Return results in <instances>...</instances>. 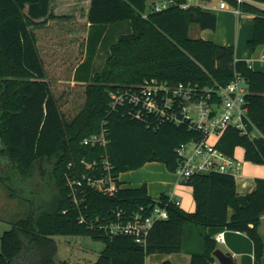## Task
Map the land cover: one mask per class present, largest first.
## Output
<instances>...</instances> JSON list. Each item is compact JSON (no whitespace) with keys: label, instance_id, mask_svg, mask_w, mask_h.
Returning <instances> with one entry per match:
<instances>
[{"label":"trees","instance_id":"obj_1","mask_svg":"<svg viewBox=\"0 0 264 264\" xmlns=\"http://www.w3.org/2000/svg\"><path fill=\"white\" fill-rule=\"evenodd\" d=\"M91 1L88 31L78 26L87 33L81 39L70 37L72 26L45 27L48 20L63 18L53 14L49 0H0V183L11 197L17 192L30 206L25 218L0 235V264H70L56 262L53 238L60 235L102 241L106 247L93 264H145L154 253H188L190 264H214L217 245L208 228L247 235L257 263L264 264L258 231L264 215V179L255 180L248 206L242 208L235 177L192 176L182 184L191 189L194 211L188 213L170 203V217L153 225L144 246L99 228L115 221L119 210L128 214L153 203L145 185L121 188L120 174L152 162L174 173L181 164L176 150L198 138L185 124L151 129L122 111L110 112L109 92L151 79L203 89L243 77L248 117L258 136L250 139L229 128L217 148L231 157L242 148L245 162L264 166V72L235 60L233 46L191 39L192 24L212 32L218 22L199 6L183 11L180 5L186 0H168L171 5L161 11H155L152 3L147 13L148 0ZM220 1L253 17V35L247 45L251 50L264 46V9L258 6L264 0ZM109 26L123 32L112 43L104 38ZM103 47L108 56L98 73L92 69L93 60ZM54 82L61 85L60 93L53 90ZM102 121L110 132L106 148L82 145L84 138L99 132ZM104 159L118 178L119 190L112 197L88 190L85 204L77 209L69 196L67 176L92 175L81 161ZM28 188L35 202L23 197ZM160 200L167 201L166 195Z\"/></svg>","mask_w":264,"mask_h":264},{"label":"built area","instance_id":"obj_2","mask_svg":"<svg viewBox=\"0 0 264 264\" xmlns=\"http://www.w3.org/2000/svg\"><path fill=\"white\" fill-rule=\"evenodd\" d=\"M194 0H186L180 5L183 11L188 10ZM240 2L241 0H237ZM171 3L154 5L155 11L166 9ZM220 9L228 6L220 1ZM237 16L239 10H234ZM247 88L243 77L236 76L224 86L198 88L190 84L170 85L155 79L146 80L138 85L117 88L109 92V111H122L132 120L142 122L147 128L155 129L162 124L179 126L185 124L194 131L198 138L180 145L176 154L181 161L173 173L181 182L188 181L197 174L218 173L236 177L241 171V162L217 148V143L224 132L233 128L250 139L256 138L258 132L248 117L245 96ZM216 109L213 110L212 106ZM106 121H102L99 132L82 140V145L105 149L109 143ZM81 164L92 175L81 174L79 177L67 176L69 196L80 209L85 204L86 192L93 190L107 197H112L119 190L118 178L112 174V167L104 159ZM167 201L153 200L149 206H141L131 213L117 211L115 221L100 226L111 235H125L135 243L144 246L153 225L168 219V205L179 206L172 195H166ZM84 220L80 217V223ZM216 245L224 243L223 233L213 237Z\"/></svg>","mask_w":264,"mask_h":264},{"label":"crops","instance_id":"obj_3","mask_svg":"<svg viewBox=\"0 0 264 264\" xmlns=\"http://www.w3.org/2000/svg\"><path fill=\"white\" fill-rule=\"evenodd\" d=\"M210 1V0H209ZM207 2L200 0H194L195 6L201 7L203 11L212 13L216 16V30L214 31L213 37L208 41L214 43L220 47L233 46L234 47V58L235 60L246 61L253 70L264 72V46H260L255 50H251L247 42L252 38L253 28H244L241 26L240 33L232 38L221 37L218 31L221 29L222 22L220 18L228 19L226 12L228 7L224 10L220 9L219 5H211ZM91 0H49L50 8L55 16L63 17L67 16V19H55L48 20L45 27H60L62 25L72 26L70 37L74 38H86L87 33H81L78 26L84 25L88 31L89 23L87 19L88 11L90 8ZM156 4V3H154ZM234 12V11H233ZM235 14V13H234ZM248 16V23L253 24L252 16ZM69 17V18H68ZM42 21L41 20H38ZM60 25V26H59ZM253 27V26H252ZM86 31V32H87ZM206 31V30H205ZM243 32V33H242ZM245 43L247 49L245 48ZM74 83V82H73ZM72 83V84H73ZM239 161L235 156H233ZM241 162V161H239ZM250 163V162H249ZM261 166V165H260ZM243 162H241V171L235 177V185L237 201L240 207L246 208L248 206L247 196L252 193L255 187L256 179H264V166L261 168H249L246 167L244 171ZM130 174H123L124 177L119 176V182L121 188L136 189L140 186L145 185L148 196L153 200H158L162 195H172L179 202V207L182 209L183 204L187 201V198L191 195L190 187L184 186L182 182L177 178L175 174L168 172L166 167L157 162L146 163L142 171L135 170L129 172ZM195 209V208H194ZM193 207L188 208V213H192ZM233 215V211L229 210V217ZM260 237L263 243L264 252V215L260 218V225L258 228ZM207 234L213 238L218 233H223L224 243L217 246V249L222 251L224 254L230 256L232 262L235 264H258L254 257V247L247 235L239 232L228 231L221 228H208ZM191 256L188 253H177V254H162L160 256H148L145 260V264H162L169 262L171 264H190ZM264 262V253H263ZM214 264H218L215 260Z\"/></svg>","mask_w":264,"mask_h":264},{"label":"rangeland","instance_id":"obj_4","mask_svg":"<svg viewBox=\"0 0 264 264\" xmlns=\"http://www.w3.org/2000/svg\"><path fill=\"white\" fill-rule=\"evenodd\" d=\"M152 3H156L157 5L167 4L169 3L168 0H148L146 13L149 10V5ZM209 3L213 6L219 5V0H210ZM154 4V5H156ZM259 7L264 9V4H259ZM234 9L228 7L226 14L229 16L228 19L220 18V22H222V27L218 31L221 37L225 38H232L237 36L240 33V28L243 26L245 29L249 28L250 30L253 28L251 23H248V16L245 14H241L237 16L234 14ZM54 14V13H53ZM64 19H67V16H63ZM63 18H60L61 20ZM69 18V17H68ZM60 26V25H59ZM65 26V25H62ZM61 27V26H60ZM118 33H123L122 29L117 28L116 26H109L108 29L105 31L104 38L107 43H112L115 40V37ZM243 33V32H242ZM189 37L191 39H203L208 41L213 37L214 31H202L199 29L198 25L192 24L189 28ZM245 48L247 49V45L245 43ZM248 50V49H247ZM107 49L106 47L100 48L98 52L95 53L94 62L92 69L98 73H101L103 68H105V61L107 58ZM51 79L55 78V74H49ZM71 81V76L67 79ZM73 83V82H72ZM53 90L57 93H60L61 85H57L56 82L53 83ZM234 156L241 162H243V169L245 170L246 167L253 168H261L260 165H256L254 163L245 162L243 160V149L237 148L234 152ZM144 166H142L139 171H142ZM127 171L122 173L121 176H125L123 174H130ZM173 174V173H172ZM35 188L41 189L42 184H34ZM29 188L23 194L24 198H27L30 201L35 202V197L29 194ZM10 192L0 183V235L4 232L9 231L13 228V224L21 219L25 218L30 212V206L28 202H25L23 199L17 197V192H14V197L10 196ZM193 207L195 208V204L193 201L192 194L190 197L187 198V201L183 204L182 210L185 212L188 211V208ZM54 241L57 245V255H56V262H67L70 264H93L97 261L99 255L103 251L105 244L102 241L94 240L87 236H55ZM155 256H160L162 254H153ZM150 255V256H153Z\"/></svg>","mask_w":264,"mask_h":264},{"label":"water","instance_id":"obj_5","mask_svg":"<svg viewBox=\"0 0 264 264\" xmlns=\"http://www.w3.org/2000/svg\"><path fill=\"white\" fill-rule=\"evenodd\" d=\"M192 19H193V17H192ZM219 54H220V49H217L216 50V57H218ZM212 108H213V110H215L216 106L213 105ZM213 258L218 262V264H232V259L230 258V256L224 254L222 251H220L218 249L214 251Z\"/></svg>","mask_w":264,"mask_h":264}]
</instances>
